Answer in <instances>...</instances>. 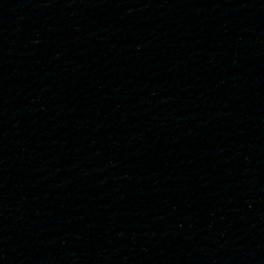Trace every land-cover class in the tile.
I'll list each match as a JSON object with an SVG mask.
<instances>
[{
    "label": "water",
    "instance_id": "obj_1",
    "mask_svg": "<svg viewBox=\"0 0 264 264\" xmlns=\"http://www.w3.org/2000/svg\"><path fill=\"white\" fill-rule=\"evenodd\" d=\"M0 264H264V0H0Z\"/></svg>",
    "mask_w": 264,
    "mask_h": 264
}]
</instances>
